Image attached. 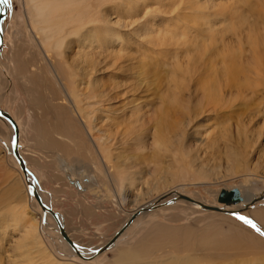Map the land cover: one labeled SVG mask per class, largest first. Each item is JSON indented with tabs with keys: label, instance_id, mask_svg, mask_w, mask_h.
<instances>
[{
	"label": "rangeland",
	"instance_id": "rangeland-1",
	"mask_svg": "<svg viewBox=\"0 0 264 264\" xmlns=\"http://www.w3.org/2000/svg\"><path fill=\"white\" fill-rule=\"evenodd\" d=\"M124 1H102L101 7L93 9L96 21L102 24L91 26L88 19L85 20L84 29L77 35L80 37L69 36L60 53L38 44L40 34L36 33V38L29 27L30 8L26 0H8L9 11L3 21L0 108L10 112L18 122L22 131L20 153L35 174L49 206L65 220L70 236L83 248L104 245L124 225L128 214L134 213L133 222L141 206L174 188L201 198L208 205L226 207L215 200V192L240 187L242 174L251 173L252 178L258 179L259 188L264 185V0H126L123 4ZM130 4L134 5V10L128 11ZM166 32L174 36L160 37ZM110 33L123 37L117 42L107 40ZM253 34L260 37L256 45L247 41L254 38ZM228 50L236 52L242 68L241 81L231 85L220 74ZM238 51L241 52L238 54ZM111 60H116L118 65H113ZM59 61L64 75L58 74L64 79L61 83L79 84L82 110L80 115L74 111L76 119L72 109L67 108L69 104L64 94L58 93V88L48 78L49 67L45 64L56 66ZM253 64L255 67L261 64L256 67L261 68V72H257ZM250 65L255 70L249 71ZM216 70L219 84L216 78H206ZM245 79L248 85L243 84ZM219 91L226 93L221 100L215 101ZM171 93L180 94L184 105L178 109L182 107L181 114L185 116L180 114L173 118L178 123L173 124L176 125L174 129L171 126L172 131L169 129V140L154 150L152 133L163 109L172 106V116L175 111V106L165 104ZM90 96L101 98L102 104H93L95 100ZM92 105L102 108L94 111L95 117L89 113ZM83 117H90L95 136L102 135L98 130L102 128L113 134L109 157L102 156L113 167H105L104 184L99 172L96 185L91 184L87 191L79 193L77 186L69 184L67 174L57 165L55 156L61 147L55 146L60 145V141L73 143L74 127L77 138H83L79 132V120ZM66 130L70 136L62 134ZM11 131L9 123L0 117V264H41L40 255L33 252L28 256L31 262L20 260L23 251L16 242L21 234L17 222L22 207H27L28 218L39 221L43 241L55 258L77 264H127V258L130 262L133 259L134 264L160 262V258H167L171 252L152 248L149 244L157 231L165 227L191 232L212 228L218 235L241 234L250 242L264 244V225L251 214L254 210L264 212V201L225 216L217 214L222 212L202 210L189 203L169 201L172 204L139 216L104 253L83 261L67 251L60 231L51 226L54 219L42 212L38 200L30 194L19 173L20 165L10 150ZM52 135L51 144L46 139L48 136L52 139ZM89 150L91 162L104 164L97 153ZM72 152L88 156L82 146L72 148ZM60 154L65 155L66 151ZM73 159L67 161L80 166ZM236 162L237 166L240 162L245 168H235ZM94 169L86 166L77 173L88 170L85 177L89 178ZM115 175L117 179L123 176L122 184L127 188L122 193L126 197L125 205L119 191L115 190ZM164 181L167 182L164 184ZM108 189L112 190V197L108 196ZM234 238L229 237L230 241ZM205 250L186 248L174 257L180 260L195 256L199 264H264V250L225 256L208 254Z\"/></svg>",
	"mask_w": 264,
	"mask_h": 264
},
{
	"label": "bare ground",
	"instance_id": "bare-ground-1",
	"mask_svg": "<svg viewBox=\"0 0 264 264\" xmlns=\"http://www.w3.org/2000/svg\"><path fill=\"white\" fill-rule=\"evenodd\" d=\"M102 1H104V0H26V3L29 5V8H30V13H29L30 23H29V27H31L32 32L35 34L36 38H38L36 33L41 35V38H40V35H39V39H38V44L40 46H42L44 49H47V50L53 49V50L57 51V53L58 52L60 53L62 51V48H64L65 44L67 43V38L69 36H72V35L77 36L80 33V30L82 31L84 29L83 24H84L85 20L88 19V22L91 23V26L92 25L96 26V25H101L102 24L98 20L96 21L95 15H93V9H95L96 6L101 7L104 4V2H102ZM0 2L3 5V9H5V11L7 13L9 11L8 10V6L6 5V3L3 2V0H0ZM125 2H126V0L123 2V4ZM257 2H258V0H257ZM258 5H262V4L258 3ZM262 6H264V4ZM133 8H134V5L130 4V9H127V10L128 11L134 10ZM122 10H123V8L121 9V11ZM261 11H262V9H261ZM258 13H259V10H258ZM256 20L254 21V23L256 22ZM259 20H260V18H259ZM251 23H253V21ZM262 23L263 22L261 21V25H262ZM255 24H256L255 26H258L257 23H255ZM252 27H251V29H252ZM263 29H264V27L262 28V30ZM1 30L3 32V37L2 38L0 37V44L3 42V38H4V24L3 23H2ZM100 30H101V27L98 30H96V33L98 31H100ZM106 32L104 34H106ZM263 32H264V30H263ZM86 34H87V36H89L88 33H86ZM256 34H257V32H256ZM173 36L174 35L172 33H167L166 32L165 36H163V34H162L160 37H162L163 39H166L167 37L169 38V37H173ZM248 36H247V39H248ZM253 36H254V38H249L248 40L247 39L246 40L249 43H251L253 45H256V44H258L260 37L259 36H255L254 34H253ZM77 37H80V36H77ZM121 37H123V36H120V34L116 35L114 33H110L106 39L107 40H109V39L110 40H114V41L117 42L118 39H120ZM99 38H100V36H99ZM263 44H264V42H263ZM238 46H239V44H238ZM47 50H45V51H47ZM259 50H261V49H259ZM239 52H241V51H238V54H239ZM262 53H264V52H262ZM46 55L48 57V54H46ZM261 55H263V54H261ZM60 56H62V53H61ZM255 57L256 56H254V59L256 60ZM225 58L227 60H225V63L222 62V63H224V65H223V67H221L222 70L220 71V74L225 78L224 81L227 84H229V85H231L232 83H236L237 80L241 81L239 79L241 78L240 74L242 72V68H241V66H239V64L237 62V54H236V52H234V51L231 52V51L228 50V54L225 55ZM116 60H118V59L116 58ZM116 60L115 61L111 60V61H113L112 62L113 65L116 64ZM255 60H254V62H255ZM257 61H258V59H257ZM259 62H261V61H259ZM45 65L49 67V70L47 72L50 74V77L48 76V78L53 82L54 87L56 86L58 88V93L61 92L62 95L64 94L63 97H65V100L66 99L68 100L67 104H69V107H67V108L70 109V111L72 109V111H73V113L71 112L72 114L75 113L74 111H76L77 114H79L80 111L82 110V109L80 110V108H81L80 107V103H81L82 100H81V94L78 92L79 84H77V86H76L75 83H70L69 82L68 84L65 83V85H64V83H61V81L63 82L64 79H62V77L58 75V74L63 75L62 65L60 64V61L57 62L56 66L54 64H51V63H46ZM116 65H118V64H116ZM245 65H247V64H245ZM255 65L256 64H253L252 66L255 67ZM257 66L261 67L262 65L261 64L260 65L257 64ZM250 67H251V65L249 66V68ZM259 67L256 68L257 72L258 71L261 72L260 70H262L261 68L259 70ZM249 68H248L249 71H251V69L252 70L254 69V68H250V69ZM245 70H247V68ZM218 73H219L218 70H216L214 72V75L206 76V78L208 77L209 79H214V80L216 78V80L218 81V78L216 77L218 75ZM243 73H245V72H243ZM247 76H248V74H247ZM243 81H244L243 84L248 85L246 79L243 80ZM76 83H77V80H76ZM61 84H63V86ZM204 84H206V83H204ZM218 84H219V81H218ZM201 87H202V90H204V85L201 86ZM203 93L205 94L204 91H203ZM225 93H226V91L217 92V94L215 96V98H216L215 101L221 100V98L224 96ZM99 95H100V97H102V94H99ZM236 96L238 97L239 95H236ZM244 96L248 97L249 95L245 94ZM90 99H94V97L90 96ZM94 100L95 101H93L92 103L95 104V105H98V106H100V103L102 104V102H103L102 99L99 98V97L98 98L96 97V99H94ZM107 100H109V99H107ZM215 101L214 100H209V102H215ZM89 102H90V100L88 101V103ZM166 103L169 104V105L175 106V111H174L173 116H172L171 115L172 106L171 107L170 106H165L166 110L163 109V113L161 114L159 121L155 124L154 132L152 133L153 141H154V145H152V146H153V149L155 148L154 150L159 149V147H163L166 144V142L169 140L168 137H170V133L172 131L170 129L171 126H172V128H173V126L175 128V126L178 123V122L175 121L176 119L173 120V118L177 117V115L181 114V108L182 107H180L179 109H178V107L180 105H184L183 100L180 98V94H176V93L169 94L168 97H167V100L165 101V104ZM93 106L94 105H92V109L90 110L89 113L91 114V116L95 117L94 116V113H95L94 111L101 110L102 108L100 107L101 109H97L96 107H93ZM199 108H201V107H199ZM140 112H142V111L140 110ZM75 116H76V114H74V116H73L76 119L77 116L76 117ZM181 116H185V114H181ZM142 117H140V118H142ZM1 118H3V117H1ZM103 119H104V117H103ZM131 119H132V117H131ZM5 120H6L7 123H9V125H10V127L12 129V131H11L12 137H11V142H10V144H11L10 145V150H11V153L13 154V156H14V153L12 152V146H13V143H14V140H15V133L16 132H15V129H14L12 123L9 120H7V119H5ZM101 122L102 121H100V124H101ZM65 123L67 124V122H65ZM79 123H80V126H81V130L79 129V132L83 136V138L80 139V136L77 138L76 128L74 127L73 128V136L75 137V139H74L73 143L71 141H69V143L72 144L73 146H71L68 142L60 141V145L58 144L57 146H55V147H61V149L57 150L58 153L56 154L55 158L57 160V165L62 169V171L64 173L67 174L66 177L68 178V180L74 181V183H72V184L77 186L76 188H77L79 193H84V191L88 190V187H90L91 184H95L96 185V183H97L96 178L98 176H100L99 172L102 173L101 182L103 183V178H104L103 174L106 172L105 167H107L109 169H110V167H113L110 163H106L102 159V156L105 157V158L109 157V152L108 151L111 150L110 149L111 148L110 144H111V142L113 140V136H112L113 134L111 132L109 133V131H107L106 129H103L101 127L102 129H98V130L100 131V133L102 135L101 136L97 135L98 137L95 136L94 135V131H93V130H95V127L93 126L94 124L93 125L90 124V117H83L82 120H79ZM175 123H176V125H173ZM17 124H18V122H17ZM18 127H19L18 144H20V146H21L22 131L20 129L19 124H18ZM64 128H66V127H64ZM64 128H62V129H64ZM87 128H89V129H87ZM97 128H99V126ZM168 131H170V133H168ZM50 133H48V134H50ZM58 133L61 134L60 131ZM62 134L66 135V136H70V134L67 133V130H66V132H64ZM168 134H169V136H168ZM73 136H72V138H73ZM53 139H54V137L52 135V139H51L50 136H48V138L46 140H48V142H50L52 144L53 143ZM121 139H123V138H121ZM124 139H126V138H124ZM80 146L84 147V150H85L86 153L88 152V156L87 157H83V156H81V154L77 155V154H75V152H72V148L75 149V147H80ZM89 146H91V147L89 148ZM89 149H91L92 152L97 153L99 155V158L101 160H103L104 164H99L98 165L97 163H94V161L91 162L92 156H91V151ZM45 150L49 151V150H52V149L45 148ZM63 150L66 151L65 155L60 154V151L63 152ZM73 151H75V150H73ZM160 151H163V150H160ZM22 156H23V158H24V160H25V162L27 164L26 158L24 157L23 154H22ZM154 156H156V155H154ZM158 156H160V155H158ZM72 157H74L73 160H76L75 163L78 162V164H80V166L73 165L72 164L73 161L71 163H69L70 161L69 162L67 161L68 159L70 160V158H72ZM16 161H17V159H16ZM86 166L93 167V169L95 168L94 169L95 171H93L94 173H89V178L85 177V172H88V170L87 171L84 170V172L82 171L83 174L77 173V171L82 170V168H84ZM232 166H231V168H232ZM238 166H240L241 168L244 167V166L240 165V162L238 163ZM238 166H237V162H236L235 168L238 167ZM27 167H28V165H27ZM240 167H238V168L240 169ZM101 168H102L103 172H102ZM19 173L23 177V179L25 180L30 194L32 196H34L33 195L34 188H33V186H29L28 185V183H27V175L25 174V172L22 169H21V171H19ZM241 176H242L244 182L243 181L240 182V185H239L240 187H238V188H239L240 193L242 195V200L240 202H238V203H223V204L226 205V207L219 206V207L223 208L222 210H206V211L222 212V214L221 213H217L220 216H222V215L225 216V215L231 214V212L235 211L234 214H231V215H235L238 210H241V209L244 210V209H246L248 207H252L253 205L254 206L257 205L261 201H264V198L262 197L264 195V185L262 186V188H259L258 179L252 178V174L251 173H244ZM28 177H29V180L34 183L35 189L38 190V192H39L44 204L49 206L48 198L45 196L44 192L42 191L43 189L40 186H38V184L36 183L37 182L36 181L37 178H36L35 174L31 170H29ZM118 177H119L118 179L116 178V175L113 177V181L117 184L115 186V190L119 191L120 199L122 200V202L125 205L126 197H125V195L123 196L122 193H123V191H125L126 186H124L122 184L123 176L119 175ZM259 178H262V177H259ZM165 182H167V181H164V184H165ZM129 185L131 186V184H129ZM91 187H92V185H91ZM155 187H156L155 189L158 190V187L157 186H155ZM232 188H234V186L230 187V188H226V189L230 190ZM90 190L93 191L94 189L91 188ZM220 190L216 191L215 195L213 194L215 196V198H216L215 200H217V201H218V194H219ZM108 191H109V195L108 196L112 197L113 196L112 190L108 189ZM94 194L96 196H99L98 192H94ZM178 194H184V193L179 192L177 190V188L169 190L168 192L162 194L161 196H158L155 200L144 204L143 207L141 206V208L137 210L138 214H136V215L142 216L144 214L149 213L150 210H155V209H157L159 207H166V206H168V205H170V204H172V203H174L176 201L189 203V204H192V205L197 206V207L199 206V208H201V209H202V207H201L200 203L207 204L201 198H196V197L187 195V196H190L192 198V201H191V200H186L184 198H180ZM169 201H171L172 203H168ZM218 203H221V202L218 201ZM40 206H41V204H40ZM210 206H217V205H210ZM231 207L232 208L236 207V208L232 209ZM26 208L27 207H22L21 208L20 214H19L20 218L18 219V222H17V226L19 227V230H20L21 234H20V236H19V238H18V240L16 242V246L19 248V250L23 251L20 254V260L25 262V263L31 262V259L28 258V256L30 255L29 252L30 253L33 252V253L37 254L38 256L40 255L39 258H40L41 264H77L74 261L58 260V259L55 258L53 253L46 247V245H45V243L43 241V238H42V235H41V232H40L39 221L36 220L37 218L36 219L35 218L34 219L33 218H28L29 213L27 212ZM202 210H205V209H202ZM42 212H43V209H42ZM251 214H252V216L257 217L259 220H261L263 225H264V212L262 210H254V211H252ZM46 215L47 216L49 215V216H51L54 219V221H53L54 223H52L51 226H52V228H55V230H58V232L60 231L59 233H60V235H61V237L63 239L62 241L64 242L65 247L68 249L67 251L76 254L74 248L68 242V240L62 235L61 230H60V226H63L64 229L66 230V232L68 233V235L70 236L69 229L66 228L65 220L62 219L59 214H57V218H55L50 212H47ZM133 216H134V213H132V212L130 214H128L126 220L123 221L124 225L126 224V222L129 219L133 218ZM139 216L136 217L133 220V222L130 223V225H132L137 220V218H139ZM122 225H121V227H119L116 230L114 235L124 226V225L123 226ZM130 225L126 229H129ZM250 225L255 226V225H253L251 223H250ZM124 231L122 232V234L124 233ZM232 232H235V231H232ZM113 236H112V238H113ZM231 236L236 237V238H234L235 240L230 241L229 237H231ZM70 238L72 239L71 236H70ZM112 238H110L108 241H110ZM114 244L112 246H114ZM76 245L78 246V248L80 249L82 254H84L85 256H90V255L94 254L98 250V248L101 247V246H99V247H95V248H83V247L79 246L77 243H76ZM149 245L152 248L169 249L171 254H173V256L171 254H169L167 258H163V259L160 258V260H161L160 262L151 263V264H199V262H197L195 256L182 257L180 260H177L174 257V254L183 253L186 248H189V250H191V249L199 250V248H205L206 249L205 251L208 254H221V255H224V256L225 255H229V254L243 255V254L249 253L250 251L255 252L254 250H258V249L259 250H264V248H263L264 244H262L261 242H250V241H248V239L246 237L241 236V234H235V233H232V234H229V235H223V234L218 235V234H216V230L212 229V228L203 229V230L197 231V232H193V231L191 232L188 229H178V228H169V227L160 228L157 231L156 236H154L152 238V241H151V243ZM156 251H158V250H156ZM99 255H101V254H99ZM99 255H97L96 257H98ZM76 256L80 257V256H78V254H76ZM96 257H94V258H96ZM80 258L83 261H88V259H84L82 257H80ZM134 262L135 261L133 259H131V262H130V259L127 258V264H134Z\"/></svg>",
	"mask_w": 264,
	"mask_h": 264
},
{
	"label": "water",
	"instance_id": "water-1",
	"mask_svg": "<svg viewBox=\"0 0 264 264\" xmlns=\"http://www.w3.org/2000/svg\"><path fill=\"white\" fill-rule=\"evenodd\" d=\"M6 11L5 9H3V5L0 2V37H3V32L1 30L2 27V23L4 21V18L6 17ZM3 42L0 44V53L2 51L3 48ZM0 116L9 120L14 129H15V140L12 146V152L14 153L15 158L17 159L21 169L25 172V174L27 175V183L29 186H33L34 190H33V195L35 196V198L38 200V202L41 204L42 209H43V213L46 214L47 212H50L55 218H57V212H55L51 207L47 206L44 204L39 192L37 189H35L34 183L32 181L29 180L28 174H29V169L27 167V164L22 156V154L20 153V146L18 144V137H19V127L18 124L16 122V120L14 119V117L10 114V112L0 108ZM180 198H184L186 200H191L192 198L190 196H187L185 194H178ZM264 198V195L262 196ZM242 200V195L240 193L239 188L234 187L230 190L226 189V188H222L218 194V201L221 203H238ZM202 209L205 210H222L223 208L219 207V206H210L204 203H200ZM228 212V211H227ZM232 214L235 213L231 212ZM130 223H132V218L129 219L126 224L113 236V238L108 241L107 243H105L104 245H102L100 248H98V250L90 255V256H85L84 254H82V252L80 251V249L78 248V246L76 245V243L70 238V236L68 235V233L66 232V230L64 229L63 226H60V230L62 235L68 240V242L72 245V247L74 248L76 254H78V256L84 258V259H92L94 257H96L99 254H102L103 252H105L106 250H108L118 239V237L121 235V233L130 225ZM255 227L257 229H259L261 231V229L255 225Z\"/></svg>",
	"mask_w": 264,
	"mask_h": 264
},
{
	"label": "crops",
	"instance_id": "crops-1",
	"mask_svg": "<svg viewBox=\"0 0 264 264\" xmlns=\"http://www.w3.org/2000/svg\"><path fill=\"white\" fill-rule=\"evenodd\" d=\"M21 128H22V126H21ZM32 128V127H31ZM38 128V125L35 127V129H37ZM24 130V129H23ZM25 131V130H24ZM24 134H25V132H24ZM44 141H46L45 140V138L43 139ZM42 162L44 161V160H41ZM27 165H28V162H27ZM29 166V165H28ZM38 166V165H37ZM30 167V166H29ZM39 167V166H38ZM60 177V176H59ZM66 180H68V179H66ZM68 182H69V184L71 185L72 184V182H70V180H68ZM69 184H67V185H69ZM73 185V184H72Z\"/></svg>",
	"mask_w": 264,
	"mask_h": 264
},
{
	"label": "snow or ice",
	"instance_id": "snow-or-ice-1",
	"mask_svg": "<svg viewBox=\"0 0 264 264\" xmlns=\"http://www.w3.org/2000/svg\"><path fill=\"white\" fill-rule=\"evenodd\" d=\"M3 2H4V3H7V2H8V0H3Z\"/></svg>",
	"mask_w": 264,
	"mask_h": 264
}]
</instances>
